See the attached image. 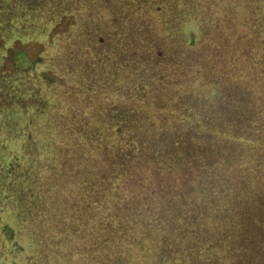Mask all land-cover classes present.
Instances as JSON below:
<instances>
[{
	"label": "trees",
	"instance_id": "obj_1",
	"mask_svg": "<svg viewBox=\"0 0 264 264\" xmlns=\"http://www.w3.org/2000/svg\"><path fill=\"white\" fill-rule=\"evenodd\" d=\"M198 2L0 0V264H264V0Z\"/></svg>",
	"mask_w": 264,
	"mask_h": 264
},
{
	"label": "rangeland",
	"instance_id": "obj_2",
	"mask_svg": "<svg viewBox=\"0 0 264 264\" xmlns=\"http://www.w3.org/2000/svg\"><path fill=\"white\" fill-rule=\"evenodd\" d=\"M247 1V0H246ZM248 2L251 3V0H248ZM203 5L204 2L203 0H199L198 5H197V12H201L203 13ZM205 6V5H204ZM210 6V5H209ZM209 6L208 9L206 10L208 13L210 12L211 15H214V17H211V15L209 14V16L205 17L206 20H213L212 24L214 27L216 26H225V25H231L234 26L235 23L239 22V27L242 29H252L251 27H248V21L247 20H241L239 19V14L242 12L250 14V16H252L253 10L249 9L248 10L246 8L244 9H240V6L238 5V2H236V0H217V3L215 5H211V9L209 10ZM230 9H233L232 13L230 14ZM255 14V13H254ZM249 17V16H248ZM72 18L70 16H65L61 19V21L55 26V28L53 29L51 35L57 34V33H61L62 31H64L66 29V27L71 23ZM255 27L258 29L256 30V34L259 36L260 35V29L262 28V26L259 23H256ZM237 31H239L238 29H236ZM86 38V37H85ZM234 38L235 37H228V41L231 45V47L233 46H237L240 45V43H235L234 42ZM257 41H260L259 38L257 37ZM43 44L42 43H38V42H32V43H21L19 41H15L13 46H11V48H9L7 50V56L3 62L2 67L4 69H8V68H12L14 65V56L16 55V53L22 51L23 55L26 59L28 60H32L33 58L36 57V55L43 49ZM223 55H221V57L216 56L214 57V60L218 63L221 61ZM237 60H241L240 58H237ZM204 68V67H203ZM103 147L104 149V143L102 142L101 145H99V148L101 149ZM99 151V150H98ZM101 152V151H99ZM88 181H86V184ZM72 189H74L75 191L77 189H80V192L85 191L86 187L81 185V184H77L75 187H73ZM84 198L82 200V207L86 208L87 206L92 205L95 206L96 204L93 203L92 201H95L94 198L92 197V194L89 191L84 192ZM101 222H105V217L102 214V217L100 218ZM102 235V240H104V242L107 244V234L106 231H102L101 232ZM118 246H122V244H117L114 242H110L108 245H102L95 247V249L91 252L94 257L99 260L101 263L106 264L108 261V256L111 255L113 258V262L115 264H128V260H129V255L126 254L127 253H131L130 251H126L123 250V248H121V250L116 249V247Z\"/></svg>",
	"mask_w": 264,
	"mask_h": 264
}]
</instances>
